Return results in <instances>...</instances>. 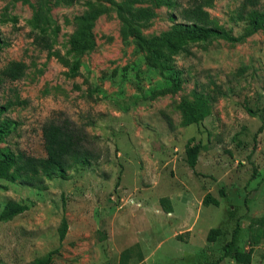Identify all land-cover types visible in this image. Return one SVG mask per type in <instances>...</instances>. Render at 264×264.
Returning a JSON list of instances; mask_svg holds the SVG:
<instances>
[{"label":"rangeland","instance_id":"374dc122","mask_svg":"<svg viewBox=\"0 0 264 264\" xmlns=\"http://www.w3.org/2000/svg\"><path fill=\"white\" fill-rule=\"evenodd\" d=\"M53 1L56 54L46 58L32 43L28 5L0 0V15L16 17L15 23L0 22L7 43L0 50V70L9 61L25 65L21 78L0 80V104L14 102L0 115V151L43 156L42 122L66 117L86 133L93 158L40 184L7 180L0 159V212L7 200L27 207L0 221V264H30L48 251H53L49 264H119L124 249L126 264H239L230 245L225 255L215 244L202 246L211 227L224 230L222 245L236 227L239 250L251 248L250 263L264 264V225L255 244L248 239L250 219H264V28L237 43L190 42L159 72L144 63L132 37H122L107 0H91L106 10L92 22V48L65 54L79 61L78 74L66 77L58 56L68 48L85 5ZM172 1L155 9L156 16L140 28L143 35L188 22L221 25L238 35L249 19L244 0ZM257 7L262 10L264 0ZM171 81L179 82L175 92L168 90ZM183 104L201 117L182 125ZM188 139L201 145L192 168L184 160ZM176 183L193 186L194 193L200 184L219 202L197 211L194 232L201 240L193 243L167 238L175 225L158 210L160 195L178 193L190 201L187 191H167L180 188ZM62 217L66 231L59 239ZM143 246L147 263H140Z\"/></svg>","mask_w":264,"mask_h":264},{"label":"trees","instance_id":"16d2710c","mask_svg":"<svg viewBox=\"0 0 264 264\" xmlns=\"http://www.w3.org/2000/svg\"><path fill=\"white\" fill-rule=\"evenodd\" d=\"M12 2H20L28 5L31 9V17L27 20L29 33L32 37V43L46 52V58L56 54L53 49L57 27L52 23L50 16L49 0H11ZM69 4L72 0H54L53 2ZM249 7V19L238 35L231 34L221 25L210 24L200 25L195 22L175 23L170 29L162 31L158 34L145 36L140 32V28L156 16L155 9L164 5L170 6L172 0H107L112 7L115 15L120 22V32L123 38L132 37L138 48L143 52L144 63L150 67L157 68L159 72L171 67L172 57L179 52L186 51V45L190 42L207 43L213 39H222L228 43H237L242 41L249 34L257 29L264 28V7L262 10L257 7L259 0H244ZM85 8L75 17V27L68 39V48L63 55H59L58 59L67 67L64 71L66 77H73L78 74L79 61L77 57L68 59L65 54L72 52L73 55H79L88 51L93 46L91 35V25L94 19L106 10V7L99 8L91 0H84ZM187 16L185 15L184 18ZM10 21L16 22L14 15L4 17L0 15V22ZM7 43L0 36V50ZM24 63L21 61H9L0 70V80L13 81L21 78L24 74ZM179 88L178 81H171L168 90L175 92ZM14 102L6 99L0 104V115L5 112ZM199 104L200 105H203ZM184 104L182 105V107ZM181 107L182 125L193 122L195 116L201 117L196 112L192 114L191 104ZM203 111V110H202ZM247 112H251L246 108ZM206 113V109L204 110ZM199 114V115H198ZM195 117V118H194ZM3 131L0 129V138ZM40 134L42 139L43 156H32L23 152L12 153L0 151V159L5 162L4 176L9 181L20 180L25 184H40L44 179H49L53 175L62 176L65 170L76 164L87 163L93 155L88 149L86 143V133L82 128L72 124L69 119L64 118H48L42 122L40 126ZM188 139L184 145L185 163L192 168L197 160L198 152L201 149L199 142L190 143ZM221 195L222 192L220 191ZM165 197L159 198L161 209L170 211V207L161 204L166 201ZM202 205H218V199L209 193H205L201 198ZM26 205L19 204L13 200H7L0 212V221L10 220L13 216L23 212ZM258 225H257V224ZM253 224L257 227H253ZM264 219L261 217L251 218L248 224L249 242L255 244L258 241L260 233L263 231ZM66 231V220L61 218L58 238L62 239ZM237 234L236 227L230 235V240L222 245L223 255L226 254L227 247L235 240ZM224 237V230L219 227H211L207 230L205 239L207 242H213L216 237ZM128 249L121 251V260L119 264H126ZM252 249L232 251L231 257L238 263L248 264L251 260ZM53 251H48L44 256L34 258L30 264H49ZM222 255V256H223Z\"/></svg>","mask_w":264,"mask_h":264},{"label":"crops","instance_id":"0c3cea01","mask_svg":"<svg viewBox=\"0 0 264 264\" xmlns=\"http://www.w3.org/2000/svg\"><path fill=\"white\" fill-rule=\"evenodd\" d=\"M177 184L179 185L180 188H176L175 186H177ZM175 189H171V190H167L169 193H175L177 191H180V193L187 191L189 192V199L190 201L187 203L188 198L184 197V195H179L178 193H175L174 196L171 195H160L157 197V201L159 203V198L161 197H165L167 200L163 201L161 204H163V206L170 207V211H164L161 208H159L158 210H161L159 212H164L166 216L171 217L172 221H169L170 226L175 225L174 227H171L172 229V233L169 234L167 236V238L169 239H175V240H179L181 238V242H189V243H193L195 242V238H200L201 240V234H196L194 232V224H195V219L197 217V211L200 209V207L202 206L201 204V198L203 197V195L205 193H208L209 191H203V186L202 185H198V189L201 192L198 191V189H195V193L194 191L192 192V187L193 186H187L186 184L183 183H176L173 184ZM219 203V202H218ZM192 204L194 206V208L196 209V212L194 214H192V212L190 211V205ZM160 205V203H159ZM215 206V205H214ZM154 220L156 221H161L160 218L158 216H156V218H154ZM167 224V223H166ZM159 227H157L158 229ZM179 234V235H176ZM181 234V235H180ZM177 236V237H176ZM165 239V237H161L159 238V242L157 243V245L163 240ZM222 236L216 237V239L213 242H209L212 245H217L219 247V249L222 250ZM206 239L205 242L202 243V246L204 247V244L206 243ZM238 239L235 238V240H233V242H231L230 246L232 248L233 251L235 250H239L238 246ZM205 248V247H204ZM141 251H142V259L140 261V263H147V257L144 256L145 253V247H141ZM206 254H209V250L206 249ZM236 262V261H235ZM238 263V262H237ZM199 264H210V260L207 262H201ZM241 264V263H239ZM248 264H253V262H249Z\"/></svg>","mask_w":264,"mask_h":264}]
</instances>
